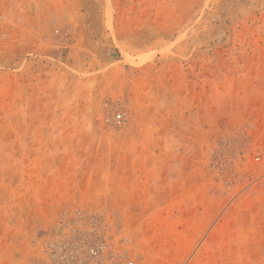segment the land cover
<instances>
[{
  "label": "rangeland",
  "instance_id": "rangeland-1",
  "mask_svg": "<svg viewBox=\"0 0 264 264\" xmlns=\"http://www.w3.org/2000/svg\"><path fill=\"white\" fill-rule=\"evenodd\" d=\"M0 264H264V0H0Z\"/></svg>",
  "mask_w": 264,
  "mask_h": 264
}]
</instances>
